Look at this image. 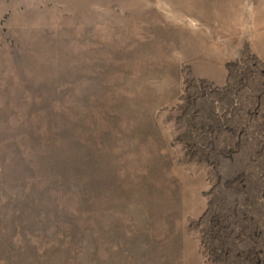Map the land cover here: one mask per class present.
<instances>
[{"label":"rangeland","instance_id":"374dc122","mask_svg":"<svg viewBox=\"0 0 264 264\" xmlns=\"http://www.w3.org/2000/svg\"><path fill=\"white\" fill-rule=\"evenodd\" d=\"M0 264H264V0H0Z\"/></svg>","mask_w":264,"mask_h":264}]
</instances>
